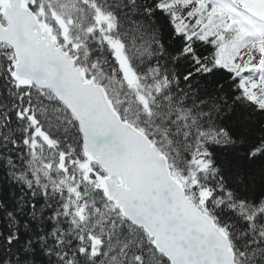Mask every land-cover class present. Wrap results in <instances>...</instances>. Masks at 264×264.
<instances>
[{
  "label": "snow or ice",
  "instance_id": "6c2138e0",
  "mask_svg": "<svg viewBox=\"0 0 264 264\" xmlns=\"http://www.w3.org/2000/svg\"><path fill=\"white\" fill-rule=\"evenodd\" d=\"M0 264H264V0H0Z\"/></svg>",
  "mask_w": 264,
  "mask_h": 264
}]
</instances>
